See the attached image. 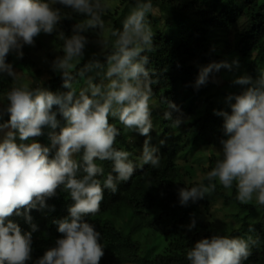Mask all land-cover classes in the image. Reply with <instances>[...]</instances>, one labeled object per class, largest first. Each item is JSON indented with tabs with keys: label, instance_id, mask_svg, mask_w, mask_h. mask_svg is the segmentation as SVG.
Returning a JSON list of instances; mask_svg holds the SVG:
<instances>
[{
	"label": "clouds",
	"instance_id": "1",
	"mask_svg": "<svg viewBox=\"0 0 264 264\" xmlns=\"http://www.w3.org/2000/svg\"><path fill=\"white\" fill-rule=\"evenodd\" d=\"M56 3L86 19L83 27L75 26L71 37L59 32V38L64 40V55L53 62V70L62 73L63 86L70 91L57 95L43 88L14 87L7 94L6 112L10 120L0 124V129L12 131L0 142V264H27L31 260L32 232L22 234L21 228L8 218L21 214L20 209L46 207V199L54 196L61 185L75 202L69 209L70 219L56 222L63 238L36 264H100L105 255L100 243L101 233L92 224L82 222V217L98 213L104 190L115 193L118 182L129 181L136 171L129 159L130 153L114 147L120 130L109 122V117L145 137L153 129L149 101L155 81L146 67L149 57L142 55L153 47V32L147 22L152 10L151 0H138L135 10L124 20L122 30L112 33L115 51L106 57V68L98 61L89 62L79 73L83 77L94 69H105L104 79L108 83L98 85L88 77L89 88L78 95L72 88V61L85 55L88 39L84 32L104 30L101 13L108 5L101 0H56ZM60 21L59 9L49 2L0 0V74L15 79L12 65L6 63L8 54L15 51L22 58L24 45L34 46L35 38L41 33L53 34ZM231 67L227 62H220L202 68L196 87L207 85L212 73L231 70ZM234 83L248 87L239 95L227 97L230 114L215 113L224 118L228 137L221 141L222 159L207 173V186L179 191L182 206L215 191L213 181L226 189L235 183L241 204L249 203L255 196L257 203L264 205V76L255 81L242 76ZM165 103L169 111L165 112L164 119L170 120L171 111L178 108L174 103ZM54 106H58L67 123L59 134L50 133L51 148L35 141L23 143L42 136L44 127L56 129L59 126ZM179 123L177 120L173 126ZM17 132L22 141L19 144L15 142ZM52 148L57 150L50 159ZM156 152L157 149L150 146V139L145 140L140 157L143 165L158 167L161 159ZM97 160L111 161L113 165L103 186L97 177L104 174V169L97 165ZM80 172L83 175L77 178ZM194 227L195 220L190 225ZM32 230H36L35 225ZM250 254L248 240L213 236L197 242L187 252V260L190 264H243Z\"/></svg>",
	"mask_w": 264,
	"mask_h": 264
},
{
	"label": "trees",
	"instance_id": "2",
	"mask_svg": "<svg viewBox=\"0 0 264 264\" xmlns=\"http://www.w3.org/2000/svg\"><path fill=\"white\" fill-rule=\"evenodd\" d=\"M117 1H122L125 7L120 13L113 14L114 31L121 28V19L128 15L131 8L135 9L138 2ZM43 2H49L50 6L59 9L61 21L57 30L51 35L41 33L35 38L34 46L24 45L21 49L22 58L15 51L8 54L6 63L12 65L16 77L13 79L7 74H0V96L7 97L12 88L19 87V69L26 70L43 83L42 87L32 86L30 90L43 88L57 95L70 91L63 86L62 75H50L47 80H42L43 70L35 54L37 50H50L46 66L49 68L57 59L52 56L54 53L51 55L52 48L59 57L64 55V40L59 38V32L71 37L75 26L86 17L56 3V0ZM151 3L148 19L152 17L154 9L172 18L166 22L165 30L160 31L150 25L153 47L142 54L149 57L146 67L155 81L151 85L153 95L149 101L153 129L148 137L139 134V137L133 138L132 129H125L118 120L109 117V122L120 130L114 147L130 153L129 159L136 166V171L129 181L118 182L115 193L104 190L98 213L82 217V222L92 224L101 233L100 243L105 255L100 264H190L187 252L197 242L213 236L248 240L251 254L243 264H264V205L254 200L241 204L237 200L235 183L232 188L226 189L217 181H213L216 183L215 191L197 202L189 201L186 206H182L179 198L181 189L207 186V173L222 159V154H218L216 149H223L221 141L228 137L225 135L224 118L215 113L226 111L230 114L227 97L239 95L248 87L235 84L234 81L242 76L251 77L253 81L264 76V69L259 72L250 67L245 69L253 53H256V63H264V4L262 0H151ZM241 18L248 19L250 23L233 38L231 44L228 43L223 54L216 53L212 44L213 35L217 31L233 33ZM170 34L177 44L171 43V37L168 38ZM114 51L115 48L110 47L101 55L102 65L107 66L106 57ZM75 60L81 61L70 74L74 77L72 88L78 95L83 86V77L79 73L95 57ZM220 62L232 65L231 70L225 69L230 73L229 82L220 91L209 95L206 85L197 88L196 81L202 68ZM166 101L178 108V111H171L170 120L164 119L165 112L169 111ZM202 104L205 109L200 112ZM53 111L57 114L59 126L56 129L44 127L42 136L23 143L35 141L51 148L50 133L58 134L67 123L58 106H54ZM9 120L10 114L6 112L0 124H6ZM177 120L180 121L179 125L173 126ZM17 136L16 140L20 142ZM148 139L161 159L156 168L143 165L137 155V150H143L144 142ZM201 147L213 151L209 157V167L197 169L187 159ZM56 150L51 149L50 159L54 158ZM80 155L82 153L76 158L79 159ZM183 160L186 162L181 163ZM96 163L104 169V174L97 177L103 186L107 175L112 173L113 165L111 161L97 160ZM200 171L203 175L199 176ZM82 175V172L78 173L77 178ZM216 196L223 200L225 207L231 209L232 223L218 218L217 214H212L211 220L207 219ZM45 203L46 207L37 205L30 211L20 209L21 214L8 218L21 228L22 234L32 232L31 264H36L47 250L56 246L58 239L63 238L56 222L70 219L69 209L75 202L61 185ZM193 220L195 227L190 228ZM33 225L36 226L35 231L32 230ZM141 234L146 235L144 241L139 237Z\"/></svg>",
	"mask_w": 264,
	"mask_h": 264
},
{
	"label": "rangeland",
	"instance_id": "3",
	"mask_svg": "<svg viewBox=\"0 0 264 264\" xmlns=\"http://www.w3.org/2000/svg\"><path fill=\"white\" fill-rule=\"evenodd\" d=\"M103 4H107L108 7L105 11H103V15H101V18L104 21V30L101 32L99 29H89L86 32L83 33V35H85L88 39V43L85 47V55L84 57L86 59H90L92 57H95V60H93V62L98 61L99 63L102 64V60L100 59L101 55L104 54L110 47H114V43H115V37L112 35V33L114 32V19H113V14H115L116 12H121L123 10V8L125 7V4L122 3V1H117V0H103L101 1ZM262 3L264 4V0H262ZM135 10L134 8H131L129 10L128 15L124 16L121 19V28L119 30H122L123 28V22L124 20L131 14V12ZM120 15H118L119 17ZM148 19V18H147ZM172 20V18L168 15H162L158 12L157 9L153 10L152 13V17H149V19L147 20L148 23L151 26H155V29H159L161 31L166 29V22ZM83 21L81 20L79 23L83 25ZM249 20L246 18H241L237 24L236 27L234 29L233 33H227V32H223V31H217L213 37H212V44L214 46V50L216 53L218 54H223L226 49H227V45L228 43L231 44V42L233 41V38L235 36H237L240 31L245 28L248 24H249ZM171 37L170 41L172 44H177V40L174 38V36L172 34L168 35V38ZM87 50V51H86ZM49 51L47 50V48L45 50H37V53L35 54V59L37 61L38 64H40L41 69L43 70V77L42 80H47L48 77L51 76H60L62 75V73L58 72V71H54L53 70V65L46 67L48 65V56H49ZM54 53V54H53ZM59 53V52H58ZM87 53V54H86ZM53 54V55H52ZM51 55L53 57H55V59L57 57H59V54H57V51L52 48L51 49ZM54 59V58H53ZM81 60H73L72 64H73V68L71 69V71H73L76 68V64H79ZM247 64L249 66H247V68L245 67V69H249V67L251 69H257L258 72L260 70L264 69V63H256V53H253L251 55V58L249 60H247ZM106 68V66H105ZM104 70L105 69H94L91 72L86 73L83 76V86H81L80 91L89 88V82H88V77H92L94 83L96 84H107L108 81L106 79H104ZM26 70L23 69H19L18 70V79H19V83L18 86L19 87H27L28 89L32 88V86H38V87H42L43 83L40 82L38 80V78H35L34 76H32L31 74H28L27 72H25ZM229 77H230V73L228 71H226L225 69H222L220 74L214 75V76H210V80L206 85V92L207 94H215L217 91H220V89H222L224 86L228 85L229 82ZM9 102L7 101V97L5 96H0V115H2V119L5 118L6 116V108L8 106ZM205 109L204 104L201 105L200 107V112H203ZM3 122V120H1ZM4 123V122H3ZM9 131H12V129L10 128H4L0 130V142H3V140L6 138L7 133ZM59 134V132H58ZM17 135L18 132H17ZM16 135V136H17ZM133 138L134 137H139V133L138 132H133L132 134ZM18 138V136H17ZM16 143H21V141L19 142L18 140L15 141ZM213 149L208 148V147H201L198 149L197 152H195L193 155H191L187 160L188 163H190L191 165H193L194 167H196L197 169L200 168H205V167H209V157L212 153ZM216 152L218 154H222L223 153V149L221 148H217ZM143 150H137V155L139 157L142 156ZM186 162L185 160L181 161V163ZM203 175L202 171L199 172V176ZM253 200L256 201L255 196L253 197ZM257 202V201H256ZM212 214H217V217L225 220L227 223H232L233 222V218L231 216L232 211L231 209L227 208L224 206L223 200L219 199L217 196L215 197L213 206L210 208V211L207 213V219L211 220L212 219ZM146 235L141 234V239L144 241ZM32 257V256H31ZM32 258L30 261L27 262V264H31Z\"/></svg>",
	"mask_w": 264,
	"mask_h": 264
}]
</instances>
